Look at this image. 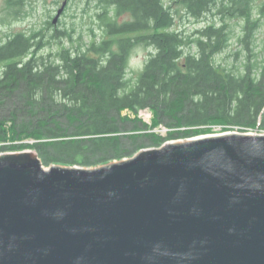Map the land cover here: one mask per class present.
<instances>
[{
  "label": "trees",
  "instance_id": "obj_1",
  "mask_svg": "<svg viewBox=\"0 0 264 264\" xmlns=\"http://www.w3.org/2000/svg\"><path fill=\"white\" fill-rule=\"evenodd\" d=\"M23 2L5 0L8 16H25ZM91 2L88 42L53 20L0 41V153L29 149L46 167H91L213 127L264 132V0ZM178 19L206 22L189 34ZM232 41L240 49L228 53ZM137 50L148 56L133 72ZM7 101L13 108L2 113ZM143 109L150 127L122 115ZM157 127L166 136L149 132Z\"/></svg>",
  "mask_w": 264,
  "mask_h": 264
},
{
  "label": "water",
  "instance_id": "obj_2",
  "mask_svg": "<svg viewBox=\"0 0 264 264\" xmlns=\"http://www.w3.org/2000/svg\"><path fill=\"white\" fill-rule=\"evenodd\" d=\"M0 264H264V134L198 136L94 169L2 155Z\"/></svg>",
  "mask_w": 264,
  "mask_h": 264
},
{
  "label": "rangeland",
  "instance_id": "obj_3",
  "mask_svg": "<svg viewBox=\"0 0 264 264\" xmlns=\"http://www.w3.org/2000/svg\"><path fill=\"white\" fill-rule=\"evenodd\" d=\"M63 0H24V5L22 6V12L25 16L18 18H12L8 16V11L5 9V0H0V41L5 40L7 36H10L15 33L23 32L30 34L32 32L39 31L43 29L46 25L47 21H52L56 15V11H58L60 8V5ZM58 3V4H57ZM89 5V6H88ZM93 3H86V0H70L67 6V10L64 11L62 17L57 21L56 29L59 31L67 30L68 32H71L73 34L74 40L78 39L80 36L82 38V41L88 42L87 33L89 32L90 25H95V16L93 14L94 7ZM94 16V17H93ZM93 17V18H92ZM94 19V20H93ZM126 19V18H123ZM205 22L200 23H192L187 21L186 19H178L176 21L177 27H180L181 29H184L187 31V33L191 34L196 30H199L205 26ZM93 27V26H92ZM94 28V27H93ZM96 36H98V32H96ZM258 39H264V26L260 29L258 32ZM63 42V43H62ZM61 42V45L64 44L68 47V43L65 42V39ZM57 46H54V44L47 49H43L41 53L43 55H47L48 53H54L56 51ZM230 52L228 53H234L240 49V46L232 41L231 47L229 48ZM148 56V51L145 50H137L130 59V70L133 72H136L140 70L143 67L144 62L146 61ZM13 108L12 101H7L4 103L2 113H5L6 111H9ZM144 119L141 117V121ZM146 121V119H144ZM142 121L143 123H145ZM151 120L149 119V122ZM149 125V124H147ZM122 129V128H121ZM131 130V126H125L122 129V134H127ZM167 129L164 127L157 128L155 130V133L159 136H166ZM226 132H238V131H223L221 127H213L210 132L199 135V136H215L220 135L222 133ZM244 133L253 134L256 133L264 134V132H257V131H247ZM188 139V138H186ZM186 139H175L170 140L172 141H178V140H186ZM26 143H31V141H25ZM24 142V143H25ZM169 142V141H168ZM154 147L148 146L143 149H152ZM142 150V149H141ZM140 151V150H139ZM138 151V152H139ZM32 152L35 153L33 150H18V151H5L0 153V156L6 155V154H18V153H28ZM137 153V152H135ZM134 153V154H135ZM133 154V155H134ZM129 158V157H126ZM125 159V158H124ZM114 161H111L109 163H113ZM106 164H100L96 166L91 167H82V166H73V167H80L83 169H94L98 168ZM58 166L61 168H68L69 165L65 164H51L50 166ZM45 168H47L45 166Z\"/></svg>",
  "mask_w": 264,
  "mask_h": 264
},
{
  "label": "built area",
  "instance_id": "obj_4",
  "mask_svg": "<svg viewBox=\"0 0 264 264\" xmlns=\"http://www.w3.org/2000/svg\"><path fill=\"white\" fill-rule=\"evenodd\" d=\"M122 115L123 116H127V117H131V118H134L135 116L140 120L141 119V117H143L144 119H146V121H144V119H142V121H144L145 123L144 124H149V125H147V126H151V121L149 122V119L150 120H152V114H151V112L149 111V110H147V109H143V110H139L136 114H134V113H132V112H130V111H127V110H125V111H123L122 112ZM141 121V120H140ZM141 121V122H142ZM143 123V122H142ZM157 128H161V127H157ZM157 128H155V129H151V130H149V132H151V133H155V130L157 129ZM166 131H168V130H166ZM223 134V133H222ZM193 138V137H192ZM192 138H188V139H186V140H189V139H192ZM194 138H196V137H194ZM178 141H182V140H178ZM178 141H176V142H178ZM172 142H175V141H172ZM165 143H170V141L168 142H165ZM164 143V144H165Z\"/></svg>",
  "mask_w": 264,
  "mask_h": 264
},
{
  "label": "flooded vegetation",
  "instance_id": "obj_5",
  "mask_svg": "<svg viewBox=\"0 0 264 264\" xmlns=\"http://www.w3.org/2000/svg\"><path fill=\"white\" fill-rule=\"evenodd\" d=\"M65 1H66L65 8H64V10L62 11V13H61V15H60V17H59L58 19H60V18L62 17L64 11H65L66 8H67L68 3L70 2V0H63L62 3H61V5H60V7L62 6V4H63ZM60 7H59V8H60ZM56 14H57V11H56ZM55 16H56V15H55ZM54 18H55V17H54ZM58 19H57L56 21H58ZM53 20H54V19H53ZM56 21H55V22H56Z\"/></svg>",
  "mask_w": 264,
  "mask_h": 264
}]
</instances>
